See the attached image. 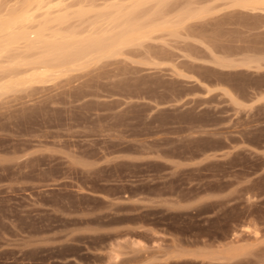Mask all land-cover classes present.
<instances>
[{"label": "rangeland", "instance_id": "374dc122", "mask_svg": "<svg viewBox=\"0 0 264 264\" xmlns=\"http://www.w3.org/2000/svg\"><path fill=\"white\" fill-rule=\"evenodd\" d=\"M238 1L170 0L151 39L0 98V264H264V10Z\"/></svg>", "mask_w": 264, "mask_h": 264}, {"label": "bare ground", "instance_id": "6f19581e", "mask_svg": "<svg viewBox=\"0 0 264 264\" xmlns=\"http://www.w3.org/2000/svg\"><path fill=\"white\" fill-rule=\"evenodd\" d=\"M148 1L155 3L157 8L153 13L156 19L152 18L151 24L133 15L142 9V3L130 10L112 4L108 11L90 16L94 20L96 17V20L90 22L88 19L89 24L85 26L82 24H87L84 18L88 16V11H62L63 0H26L19 8L14 6L12 9L11 6L9 11H4L7 8L0 9V62L6 63L5 66L0 64V98L27 83L45 84L54 77L86 68L89 62L113 57L129 45L151 39L154 30L145 31L149 25L159 28L175 24L165 19L167 13L165 15L163 11L166 6L169 7L170 0ZM237 4L248 11L249 8L254 12L264 10V0H239ZM91 12L94 14L97 11L90 10V15ZM73 19V22L80 21L81 25L78 22L79 26L73 25ZM97 23L101 24V28L96 26ZM253 62L258 64L252 59L241 63L250 68ZM20 68L26 69L21 71Z\"/></svg>", "mask_w": 264, "mask_h": 264}]
</instances>
